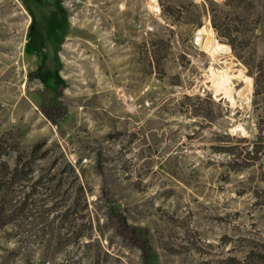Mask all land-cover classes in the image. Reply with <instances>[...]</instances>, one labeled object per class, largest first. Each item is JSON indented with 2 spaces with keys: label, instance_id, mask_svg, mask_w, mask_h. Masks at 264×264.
I'll return each instance as SVG.
<instances>
[{
  "label": "rangeland",
  "instance_id": "obj_1",
  "mask_svg": "<svg viewBox=\"0 0 264 264\" xmlns=\"http://www.w3.org/2000/svg\"><path fill=\"white\" fill-rule=\"evenodd\" d=\"M0 264H264V0H0Z\"/></svg>",
  "mask_w": 264,
  "mask_h": 264
},
{
  "label": "trees",
  "instance_id": "obj_2",
  "mask_svg": "<svg viewBox=\"0 0 264 264\" xmlns=\"http://www.w3.org/2000/svg\"><path fill=\"white\" fill-rule=\"evenodd\" d=\"M29 76L35 77L37 76V73L35 71H32L29 73ZM58 94H59V91L55 93V96H57ZM43 110L52 121H56V119L54 118V115L57 113H60L61 112L60 110L62 109L59 105H56L54 103H49L43 108ZM108 216L110 220L112 221L113 225L115 226L116 230H118L119 232L130 231L132 240L138 244V246L142 250V253L145 254L146 253L145 244L142 243V241L138 237H135L132 235L134 232V229L125 222L123 217L116 212L115 208L110 209Z\"/></svg>",
  "mask_w": 264,
  "mask_h": 264
},
{
  "label": "built area",
  "instance_id": "obj_3",
  "mask_svg": "<svg viewBox=\"0 0 264 264\" xmlns=\"http://www.w3.org/2000/svg\"><path fill=\"white\" fill-rule=\"evenodd\" d=\"M201 32H202L201 30H197V34H201Z\"/></svg>",
  "mask_w": 264,
  "mask_h": 264
}]
</instances>
